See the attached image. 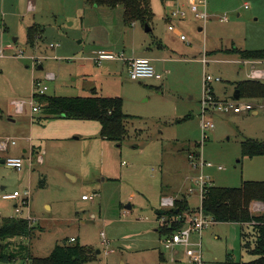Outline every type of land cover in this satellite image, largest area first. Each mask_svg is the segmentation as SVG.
Returning <instances> with one entry per match:
<instances>
[{
  "label": "rangeland",
  "instance_id": "1",
  "mask_svg": "<svg viewBox=\"0 0 264 264\" xmlns=\"http://www.w3.org/2000/svg\"><path fill=\"white\" fill-rule=\"evenodd\" d=\"M31 1L36 8H29L30 0H0V141L17 139L16 145L0 149V219L18 216L19 200L3 194L18 190L24 195L29 190L35 228L22 241L31 256H48L57 243L74 237L92 251L83 264H193L182 249L174 255L163 247L156 209H163L162 199L171 196H185L192 210L202 206L201 187L195 181L201 166L192 164L200 157L214 164L203 174L217 186L264 180V156H243L241 151L243 139H264V98L234 99L238 83L254 68L264 69V63H244L229 53L234 47L264 48V0H207L206 23L192 13L174 20L186 35L184 40L168 29L173 9L169 0H150L151 31L140 21L126 22L123 6ZM35 24L43 32L33 48L28 29ZM52 43L58 45L51 47ZM100 50L124 52L128 58L170 57L154 61L163 79L134 80L124 61H95ZM19 51L23 56H16ZM32 55L47 58L34 67ZM205 58L210 60L204 63ZM47 72L57 78L46 80ZM208 75L214 79L209 86L216 98L228 104L250 103L254 110L215 109L203 117ZM35 79L48 86V94L89 96L96 90L99 95L122 97L123 110L130 115L126 137L122 142L103 139L98 120L50 117L44 111L33 114L29 104L24 112H15L12 103L30 100ZM203 119H211L214 127L203 131ZM33 149L40 153L34 150L30 166ZM7 156L24 157V167L6 166L1 161ZM83 195L94 197L84 200ZM262 205L254 201L252 212L261 214ZM22 210L26 214L28 207L23 205ZM242 228L244 238L253 243L255 236L247 225L214 222L204 229L206 264L255 259L243 247Z\"/></svg>",
  "mask_w": 264,
  "mask_h": 264
},
{
  "label": "trees",
  "instance_id": "2",
  "mask_svg": "<svg viewBox=\"0 0 264 264\" xmlns=\"http://www.w3.org/2000/svg\"><path fill=\"white\" fill-rule=\"evenodd\" d=\"M91 6L124 7L125 20L128 23L140 21L144 25L151 23L154 17L150 0H86ZM43 28L35 24L28 29V41L35 47L42 38ZM229 53L236 54L243 61H264V48L241 50L232 48ZM240 98H264V82L260 79L248 78L237 85ZM41 111L50 117H66L77 119H95L101 124L100 135L103 139L122 142L126 137V119L130 116L123 110V98L119 96H103L94 90L89 96H58L43 94L38 96ZM201 147V143H199ZM243 156H264V139L245 138L241 142ZM254 201L264 203V180H244L239 186H217L212 184L205 188L202 198V210L205 215L215 222H234L247 225L255 236L253 243L244 238V229L241 236L243 247L255 255L251 261L235 264H264V211L255 214L251 210ZM188 199L176 198L175 207L170 209H156V217H172L177 214L192 211ZM178 209V212L176 211ZM255 221V223H252ZM182 227V223H174L169 227L158 226L157 232L173 234ZM35 226L27 219L15 216L0 219V261L19 259L28 261V264H83L91 259L92 251L82 245L77 239H65L57 243L52 253L45 257L31 256L29 245L22 238L29 237ZM21 239V241H20ZM19 240L12 247L13 243ZM15 241V242H14ZM161 260H166L164 253H160Z\"/></svg>",
  "mask_w": 264,
  "mask_h": 264
},
{
  "label": "built area",
  "instance_id": "3",
  "mask_svg": "<svg viewBox=\"0 0 264 264\" xmlns=\"http://www.w3.org/2000/svg\"><path fill=\"white\" fill-rule=\"evenodd\" d=\"M173 3V9L171 14H169V24L168 29L176 33L182 40L186 39V35L183 31L174 23V20H182L189 13H192L197 20H202L205 23L209 20L210 14L208 12V1L207 0H169ZM220 19L222 21H227V16H221ZM58 44H51V47H56ZM24 51H19L16 55L18 57L23 56ZM56 57V56H55ZM31 58L34 60V67L38 65V61L41 59H46L47 56H39L32 55ZM58 58V57H57ZM95 61L101 62L104 60H121L124 61L128 66L129 75L134 80L141 79H163V74L157 71L156 67L152 63V59L148 57H137L133 56L128 58L125 56L124 52H113L108 50H100L98 54L94 58ZM210 59L205 58L204 63L208 62ZM244 63H256V61H243ZM46 80L52 81L57 78L54 72H47L45 76ZM249 78L252 79H260L264 78V69L254 68L249 74ZM218 79V78H217ZM214 80L211 75L205 77L204 82L205 85V93L202 99V113L203 117L207 112H211L212 110L218 109L222 111L233 110L235 113H240L242 111L254 110V107L250 103H235L228 104L226 101H222L213 94L210 88L211 81ZM48 86L44 84V82L40 79L34 80V91L30 97V100H15L12 105L15 109V112L21 113L25 111L26 104L31 106V111L33 114L39 113L41 111V104L38 101V96L47 94ZM34 117V116H33ZM214 127V123L211 119H203L202 122V130L207 131ZM29 140L31 138L29 137ZM16 138H7L5 140L0 141V149L7 150L11 145H16ZM33 152H30V166L33 165ZM39 159L42 157L39 155ZM191 158V157H190ZM25 158L22 156H7L4 158V164L10 168H14L16 170H21L25 165ZM201 160V161H200ZM192 162V160H191ZM200 162V164H199ZM194 167L198 168V165L201 166V173L195 178L196 184L201 187V199L203 198L205 188L211 186V180H209V176L206 177L203 174L204 168L213 167L214 164L212 162H208L204 160L202 157L198 159L197 162H192ZM218 169H223L222 166H217ZM94 196L83 195V199H91ZM3 198L5 199H18L19 203L15 204L16 212L18 213V218L27 219L32 223L34 221V217L30 213V200L31 194L30 191H25L23 195L20 191L16 190L13 193H5L3 194ZM175 197H164L161 202V206L163 209H170L175 207ZM28 207V212L25 214L22 210V206ZM264 205V204H263ZM262 207L264 208V206ZM215 221L212 217L204 214L202 207L184 212L183 214H177L172 217L160 216L157 218L158 226H166L169 227L174 223H182V227L177 229L173 234H163L161 238V243L163 247L166 249H171L174 255H179L180 250L182 249L183 254L189 259V261L193 264H206L203 247H202V234L204 229L209 227ZM252 223H255L253 221ZM198 236L197 239H194L193 236ZM76 238L72 237L71 241H75ZM175 258V257H174ZM176 261V259H174Z\"/></svg>",
  "mask_w": 264,
  "mask_h": 264
},
{
  "label": "crops",
  "instance_id": "4",
  "mask_svg": "<svg viewBox=\"0 0 264 264\" xmlns=\"http://www.w3.org/2000/svg\"><path fill=\"white\" fill-rule=\"evenodd\" d=\"M32 1L30 0V5H29V8L31 9V8H36V6L33 4V3H31ZM202 28V27H201ZM203 29V28H202ZM160 47H165V49L168 47V45H166V44H161V45H159ZM152 48V47H151ZM149 49L148 51H146V52H150V50H152V49ZM169 53H170V51H171V49H168L167 50ZM153 52V51H152ZM172 52V51H171ZM137 57H148V58H151L152 59V63L154 64V61H159V60H164V61H167L168 60V58L170 57H166V56H160V57H152V56H150V55H139V56H137ZM243 61V60H242ZM262 63H264V61H256V63L255 64H262ZM164 78V77H163ZM257 111H254V113H256ZM31 138V137H30ZM32 139V138H31ZM34 147V146H33ZM34 150H35V152H37V153H40V151L39 150H36V149H33V150H30V152L31 151H33V153L35 154V152H34ZM23 152L24 153H27L28 152V148L26 147V148H24L23 149ZM3 160V159H2ZM2 162V161H1ZM84 200H87V199H84ZM258 202H261V201H258ZM261 203H263V202H261ZM264 204V203H263Z\"/></svg>",
  "mask_w": 264,
  "mask_h": 264
},
{
  "label": "water",
  "instance_id": "5",
  "mask_svg": "<svg viewBox=\"0 0 264 264\" xmlns=\"http://www.w3.org/2000/svg\"><path fill=\"white\" fill-rule=\"evenodd\" d=\"M199 29L202 30L201 27H200ZM145 30H146V31H151V27H150L149 24H146V25H145ZM38 68L43 69V66L40 65ZM234 99H236V100L239 99V90H238V89L235 90V93H234ZM2 162H4V159L2 160ZM127 208H131V206L128 205ZM176 211L178 212V209H177Z\"/></svg>",
  "mask_w": 264,
  "mask_h": 264
}]
</instances>
